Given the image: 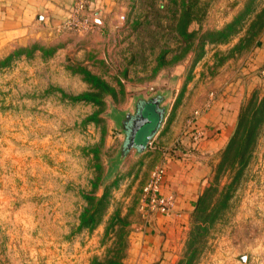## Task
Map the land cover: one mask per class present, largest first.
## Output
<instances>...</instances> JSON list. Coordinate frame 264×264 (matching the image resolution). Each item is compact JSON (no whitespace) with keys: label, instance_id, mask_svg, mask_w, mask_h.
Listing matches in <instances>:
<instances>
[{"label":"rangeland","instance_id":"rangeland-1","mask_svg":"<svg viewBox=\"0 0 264 264\" xmlns=\"http://www.w3.org/2000/svg\"><path fill=\"white\" fill-rule=\"evenodd\" d=\"M116 7L84 25L72 6L67 25L0 50V264H141L145 239L167 238L146 206L153 173L197 116L237 94L233 138L159 257L264 264V0ZM156 93L161 130L121 158L119 120Z\"/></svg>","mask_w":264,"mask_h":264},{"label":"crops","instance_id":"crops-1","mask_svg":"<svg viewBox=\"0 0 264 264\" xmlns=\"http://www.w3.org/2000/svg\"><path fill=\"white\" fill-rule=\"evenodd\" d=\"M73 2L74 0H0V50L33 37L39 30L63 27L70 17ZM88 3L89 11L94 17H105L118 8V0H90ZM237 95L222 97L210 104L207 111L194 120L191 127L193 130L183 140L182 149H171L164 158L165 174L160 191L164 196L174 197L173 214L167 216L158 213V218H162L164 225L161 226L165 231L163 236L167 238L162 239L160 244L154 238L145 239L141 247L144 252L149 253H144L141 264L164 263L159 253L171 248L169 236L172 230L183 228L178 225L171 227V221L184 222L183 219H187L196 207L208 183L209 160L228 146L236 130L242 110V96ZM161 128L162 126L159 131ZM189 140H194L192 145L188 143Z\"/></svg>","mask_w":264,"mask_h":264},{"label":"water","instance_id":"water-1","mask_svg":"<svg viewBox=\"0 0 264 264\" xmlns=\"http://www.w3.org/2000/svg\"><path fill=\"white\" fill-rule=\"evenodd\" d=\"M167 95L156 93L147 98L139 97L136 100V110L134 113H126L120 120L119 126L126 135V141L120 152L121 158L132 149L139 153L144 152L153 140L165 118L167 107L164 102ZM156 114V115H155ZM146 131V136L139 140V134Z\"/></svg>","mask_w":264,"mask_h":264},{"label":"built area","instance_id":"built-area-1","mask_svg":"<svg viewBox=\"0 0 264 264\" xmlns=\"http://www.w3.org/2000/svg\"><path fill=\"white\" fill-rule=\"evenodd\" d=\"M74 9V18L79 17L81 13H83L82 23L92 24L91 22V12L88 8V0H76L75 4L73 5ZM123 18V17H122ZM71 21H67L65 25L70 23ZM153 90V88H152ZM152 142V141H151ZM150 142V143H151ZM165 174L164 167H159L154 173L152 180L145 188L146 195H147V204L146 206L149 208L151 212L162 213L165 215H171L174 207V197L173 196H164L161 194L160 186Z\"/></svg>","mask_w":264,"mask_h":264}]
</instances>
